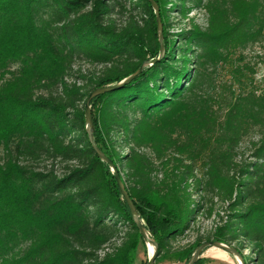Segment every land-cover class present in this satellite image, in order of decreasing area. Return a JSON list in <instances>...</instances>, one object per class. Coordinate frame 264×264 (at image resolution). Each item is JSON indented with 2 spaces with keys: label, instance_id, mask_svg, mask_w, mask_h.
Masks as SVG:
<instances>
[{
  "label": "trees",
  "instance_id": "trees-1",
  "mask_svg": "<svg viewBox=\"0 0 264 264\" xmlns=\"http://www.w3.org/2000/svg\"><path fill=\"white\" fill-rule=\"evenodd\" d=\"M154 1L165 54L91 100L95 143L157 258L199 215L216 214L177 260L219 241L264 264V85L244 55L264 43V0ZM191 9L205 27L169 33L170 12ZM158 57L147 0H0V264L133 263L142 238L89 144L84 102ZM78 61L101 69L74 72ZM221 66L228 81L214 78Z\"/></svg>",
  "mask_w": 264,
  "mask_h": 264
},
{
  "label": "rangeland",
  "instance_id": "rangeland-1",
  "mask_svg": "<svg viewBox=\"0 0 264 264\" xmlns=\"http://www.w3.org/2000/svg\"><path fill=\"white\" fill-rule=\"evenodd\" d=\"M169 21L174 25L173 28L170 29L169 33H174V34L179 32L181 29L184 28L188 29L189 26L191 25L190 24L191 22L195 23L200 27H205L206 25L205 16L203 12L196 9H191L190 11H188L186 18H181L177 12H170ZM244 55L246 56V61L255 64L254 66L256 71V74L254 75L255 87L262 88L264 85V43L263 45L255 46L254 48H250L246 50ZM218 68L219 69H217V71L214 73V78L218 81H228L225 67L221 66V70L220 67ZM100 69L101 66L92 65L90 63L79 62V61L73 65L74 72L80 70L81 73H86V72L92 73V72H97ZM249 141L250 139H247L242 144L244 159H248V157L250 156L249 154L251 152V149H250ZM43 165L49 166L50 162L41 164L40 167H42ZM55 169H59V166L58 165L55 166ZM215 209L217 211V209H219L218 206H216ZM219 214L220 215L222 214L221 211H219ZM217 224H218V219L216 214H213L209 219L199 215L196 218V221L191 223L189 228L181 236H178L176 240L172 242V250H170L169 253L158 256L154 264H186L184 260L178 261L177 255L173 253L176 252L178 249L185 248L191 245L192 243H194V241L198 236L203 237L209 232L213 231L215 225ZM231 246L237 249L236 245L233 244ZM151 252H152V248L141 240V242L137 246V250L134 256V261L132 264H147ZM241 254H243L246 263L250 262V260L253 258V256L249 253L248 250H244ZM201 258L203 259L204 262L203 264H239L238 261L233 256L215 248L207 249L203 253Z\"/></svg>",
  "mask_w": 264,
  "mask_h": 264
},
{
  "label": "water",
  "instance_id": "water-1",
  "mask_svg": "<svg viewBox=\"0 0 264 264\" xmlns=\"http://www.w3.org/2000/svg\"><path fill=\"white\" fill-rule=\"evenodd\" d=\"M147 1L150 4L152 11L155 15L157 40H158V44H159V57L157 59H149V60H146L145 62H143L141 64V66L133 74H131L129 77L125 78L122 82L115 84V85H109L106 87L96 88L93 91H91L89 93V95L87 96V98L85 99V102H84V123H85V133L87 135V138H88L89 144L91 145L92 150L97 155V157L99 158L100 161L104 162L105 164H107L110 167V171L114 174V179H115L116 185L118 187L119 193L121 195V198L126 203L128 209L130 211V215H131V218H132V221H133L135 227L137 228V230H138L142 240L144 241V243H146L147 245H149L153 248V250L150 254V257L148 258L147 264H154L155 260L157 258V255H158L157 243L149 236L148 232L144 228L143 223H142V221L139 217V214L137 212V209H136L133 201L129 197V195L125 189V185H124L115 165L112 163V161H110L99 150V148L97 147V145L95 143V140L93 137L94 124H93V119H92V115H91V106H90L92 99L131 82L132 80H134L136 77L139 76V74L141 73V71L145 67L153 65L155 62H157L163 58L165 51H164V45H163V25H162V21H161V17H160L159 6L154 0H147ZM209 248H215V249L224 251V252L230 254L231 256H233L238 261L239 264H246L245 259L243 257V254H241L233 246H229V245L221 243L219 241H205V242H202L201 244H199L195 248V250L192 253L187 264H195L198 261V259H200L202 257L203 253Z\"/></svg>",
  "mask_w": 264,
  "mask_h": 264
},
{
  "label": "bare ground",
  "instance_id": "bare-ground-1",
  "mask_svg": "<svg viewBox=\"0 0 264 264\" xmlns=\"http://www.w3.org/2000/svg\"><path fill=\"white\" fill-rule=\"evenodd\" d=\"M151 247V246H150ZM152 248V247H151ZM152 250H153V248H152Z\"/></svg>",
  "mask_w": 264,
  "mask_h": 264
}]
</instances>
